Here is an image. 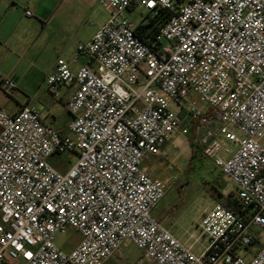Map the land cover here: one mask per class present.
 <instances>
[{"label": "built area", "instance_id": "1", "mask_svg": "<svg viewBox=\"0 0 264 264\" xmlns=\"http://www.w3.org/2000/svg\"><path fill=\"white\" fill-rule=\"evenodd\" d=\"M99 3L106 22L45 78L55 99L69 88L67 134L33 106L0 109V264H103L126 242L141 251L134 264H264V0ZM137 5L152 39L128 20ZM0 90L17 84L0 76ZM190 132L240 211L213 202L186 243L152 216L165 184L143 161ZM67 154L75 161L61 172ZM67 227L80 240L64 251L55 235ZM253 243L248 260L237 255Z\"/></svg>", "mask_w": 264, "mask_h": 264}, {"label": "rangeland", "instance_id": "2", "mask_svg": "<svg viewBox=\"0 0 264 264\" xmlns=\"http://www.w3.org/2000/svg\"><path fill=\"white\" fill-rule=\"evenodd\" d=\"M65 3L75 7V17L62 32L60 40L61 47L65 46L66 50L71 51L77 44L86 43L89 40L96 27L106 22L108 12L99 0H64ZM127 17L130 23L136 26L145 21L146 11L137 5ZM23 92V90H16L12 95L19 94L24 97ZM11 97L0 90V102L4 103L7 109L17 107ZM45 97L46 100H51L50 95H45ZM194 102L200 105L197 98H194ZM37 109L42 110V106L37 105ZM189 138L191 136L188 135L175 136L163 146L164 155H155V159H147L143 164L152 172V177L162 180L165 184L164 196L152 210L153 217L169 230L176 231L178 234L183 233V241L186 243L191 240L184 231L195 236L199 235L195 224L199 221L203 211L209 209L212 203L217 201L210 195V187L219 188L220 185L223 193H234L231 183L212 161L206 158L201 160L198 156L200 151L193 142L192 147L189 146ZM225 145L234 150L232 145L228 143ZM57 158L63 162L61 172H64L75 161V157L70 154L57 156ZM214 196H216L215 193ZM256 237L263 242L264 231L256 233ZM79 240V234L69 227L65 228L63 233L55 235V244L64 251L71 250ZM205 241V238H202L201 242ZM259 246L258 243H253L246 248H240L237 250V255L248 260L250 254L256 252ZM192 250L198 252L199 245H194ZM140 255L141 251L138 248L126 242L103 264H134ZM144 264L151 263L144 262Z\"/></svg>", "mask_w": 264, "mask_h": 264}, {"label": "crops", "instance_id": "3", "mask_svg": "<svg viewBox=\"0 0 264 264\" xmlns=\"http://www.w3.org/2000/svg\"><path fill=\"white\" fill-rule=\"evenodd\" d=\"M25 8L31 16L24 14ZM74 11L75 7L64 4V0H0V76L13 78L17 90L24 91V97L19 94L11 97L17 107L7 109L0 102V109L14 113L26 106L37 109V105H41L42 110H37L42 120L61 134L67 132L70 119L65 108L69 88L61 87L59 98L55 99L45 88V78L53 71L57 58L70 61L73 57L74 49L68 51L65 46L61 47L60 36L73 22ZM85 62L79 58L71 63V69L76 70ZM45 95H50L51 100H46ZM188 136L194 143V132ZM147 159L153 160L155 156L149 155L144 161ZM143 166L151 176L152 172ZM171 232L183 241V233Z\"/></svg>", "mask_w": 264, "mask_h": 264}, {"label": "trees", "instance_id": "4", "mask_svg": "<svg viewBox=\"0 0 264 264\" xmlns=\"http://www.w3.org/2000/svg\"><path fill=\"white\" fill-rule=\"evenodd\" d=\"M135 32L137 35H139L142 38H154L156 34V26H154V21L150 20L148 23H139L136 28ZM192 129V128H191ZM189 146L192 147L193 143L191 138L188 139ZM197 149L200 151V159H205L202 155V151L200 148L197 147ZM192 156H195L193 153H191ZM219 184V181H216ZM214 193L216 196H214ZM210 195L212 197H215L217 199V202L220 203L224 208L233 210V211H240V205L238 201L234 198V193H223V189L220 187L216 188L214 186L210 187Z\"/></svg>", "mask_w": 264, "mask_h": 264}]
</instances>
